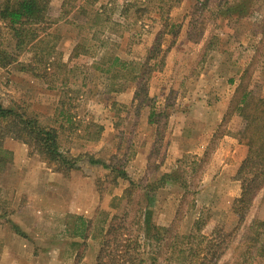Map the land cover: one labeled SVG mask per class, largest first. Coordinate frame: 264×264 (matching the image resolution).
I'll return each mask as SVG.
<instances>
[{"label": "rangeland", "instance_id": "rangeland-1", "mask_svg": "<svg viewBox=\"0 0 264 264\" xmlns=\"http://www.w3.org/2000/svg\"><path fill=\"white\" fill-rule=\"evenodd\" d=\"M61 2L51 0L49 4L48 17L53 22L49 33L54 36L59 54L56 61L67 63L66 69L59 72V76H53L56 75L54 70L34 65V75L43 77L35 78L19 70L18 63L25 65L31 61L29 53L21 54L10 67L0 68V104L56 129L61 150L82 157L76 165L78 175L94 181L100 204L94 218L89 220V234L96 238L89 237L70 264L96 263L102 235L98 234L99 230L107 226L106 214L111 216L115 211L112 205L118 202L114 198L121 197L128 187L127 180L117 178L105 168L108 165L123 169L128 180L139 186L138 190L151 185L167 171H183L181 181L153 194V221L187 234L199 217H209L208 228L221 227L231 232L239 221L232 210L225 211L223 194L238 192L240 197L241 183L234 174L231 178L238 185L234 189L226 187L220 177L219 163L213 162L212 156L219 145L218 136L240 127L238 121L228 118L197 160H193L192 155H181L171 169L169 160L162 154L169 130L168 118L177 102L186 107L188 101L197 102L195 99L212 102L223 92L229 97L243 72L242 83L264 97V0H100L97 6H107L112 23L100 36L105 40L107 53L127 61H142L155 42L161 52H166L162 68L153 70L141 88L127 82L121 93L105 91V76L92 68L95 59L79 57L68 61L80 38L90 36L79 27L84 19L76 13L69 14L66 20L62 18ZM126 4L144 10L139 22L135 20L134 9L125 15L119 14ZM235 7L238 8L235 10ZM237 10H241L239 17L235 16ZM166 24L168 26L164 27ZM8 39L6 35L3 37V40ZM159 55L150 63L159 61ZM215 71L224 77L219 85L212 79ZM202 75L205 77L201 78ZM230 79L236 80V86L228 84L225 91L224 82ZM152 114L154 116L150 117ZM7 139L10 138L2 141V149ZM144 139L148 141L150 157L147 168L140 173L139 167L135 170V164L129 162L145 148ZM4 152L7 165L9 156L5 149ZM87 155H93L98 162L91 164ZM224 177L231 179L225 174ZM140 195L136 190L133 207L143 201ZM242 217L241 228L255 219L264 222V188ZM64 221L66 230L72 231L77 224L74 216H66ZM208 231L206 234L210 233ZM241 235L238 231L231 238L230 248L217 264H234L231 255L233 247L241 242ZM51 250L42 256L45 261L54 259L50 256L57 254L50 253ZM38 252L37 256L41 254ZM260 262L264 264V258Z\"/></svg>", "mask_w": 264, "mask_h": 264}, {"label": "trees", "instance_id": "trees-1", "mask_svg": "<svg viewBox=\"0 0 264 264\" xmlns=\"http://www.w3.org/2000/svg\"><path fill=\"white\" fill-rule=\"evenodd\" d=\"M99 1L62 0V18L76 13L84 19L79 27L84 28L85 33L90 36L80 38L68 61L79 57L95 59L92 68L105 76L107 93L124 92L127 82H134L141 88L153 70L162 68L166 52H161L160 45L155 42L142 61H127L107 53L105 40L100 39V36L112 27V23L107 6H97ZM50 2L51 0H0V68L10 67L18 56L29 53L30 63L17 65L20 71L29 72L35 78L39 76L34 75V65H40L48 71L54 70L56 75L53 76H59V72L66 69L67 63L56 61L59 54L53 41L54 36L49 33L53 24L48 17ZM236 8L238 7L234 9ZM131 9L135 10V20L139 22L141 13L144 12L139 7L126 4L119 14L125 15ZM235 14L237 17L241 16V10H237ZM167 26L168 24L164 25ZM5 35L8 40H3ZM158 55L159 61L151 64L150 61L156 60ZM244 76L245 72L239 79L223 118V124L233 116L239 118L240 127L234 136L246 148V156L236 172V180L241 183V195L233 202L231 209L238 218L237 226L231 232H225L221 227L208 228L209 217H199L190 232L181 234L173 226L157 225L153 221V194L167 185L181 181L183 171H167L151 185L138 190L139 186L128 180L123 169L103 165L117 178L127 180L128 187L121 197L114 198L118 202L112 205L115 211L111 216L106 214L109 218L107 226L105 230H99L98 234L102 235L95 264H217L223 253L230 248L231 238L238 231L242 235L241 242L233 247L231 258L234 264H262L264 222L255 219L242 228L241 223L242 213L264 188V97L255 94L242 83ZM152 116L154 114L150 115ZM5 138L25 145L31 155H36L54 173L67 178L71 172L78 171L76 165L82 157H74L61 150L56 129L40 124L35 118L27 117L24 112H15L0 104V172L6 165V156L2 155L5 153L2 149ZM87 156L90 157L91 164L98 162L93 155ZM183 188L186 189L185 186ZM136 190L141 192L139 198L143 201H138L133 207L132 197ZM76 223L71 231L74 238H96L89 234V221L76 218ZM205 227L210 231L209 234H206L207 231L203 232Z\"/></svg>", "mask_w": 264, "mask_h": 264}, {"label": "crops", "instance_id": "crops-1", "mask_svg": "<svg viewBox=\"0 0 264 264\" xmlns=\"http://www.w3.org/2000/svg\"><path fill=\"white\" fill-rule=\"evenodd\" d=\"M212 77L218 85L224 79L219 71H215ZM235 83L233 79L225 81V91H228V84L236 86ZM232 92L233 89L229 97L225 92L217 95L214 102L195 99L197 102H185L186 107L177 102L168 118L169 130L162 154L169 160L171 169L181 155H192L196 160L204 155L219 127L226 125L223 118ZM234 120L240 124L236 116H233ZM238 129L237 126L230 129V134L218 136L219 145L212 156L213 162L219 163L224 185L233 189L238 183L231 177L246 156V148L233 134ZM144 140L142 145L145 144V148L129 162L135 164V170L139 167L140 173L147 168L150 157L148 141ZM4 149L10 160L0 172V264H70L87 239L74 238L71 230H66L64 219L66 216L85 221L94 218L100 197L93 179L82 178L77 171L71 172L67 178L54 173L37 156L29 155L23 144L14 140H5ZM224 174L231 179L227 180ZM223 195L225 211L229 213L239 194L227 191ZM49 249H52L50 253L57 254L50 256L54 259L45 261L42 256L48 254ZM37 252L41 254L37 256Z\"/></svg>", "mask_w": 264, "mask_h": 264}]
</instances>
